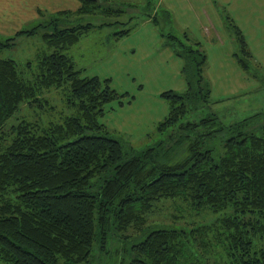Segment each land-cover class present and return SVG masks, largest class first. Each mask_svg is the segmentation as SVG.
Returning <instances> with one entry per match:
<instances>
[{
    "label": "trees",
    "instance_id": "16d2710c",
    "mask_svg": "<svg viewBox=\"0 0 264 264\" xmlns=\"http://www.w3.org/2000/svg\"><path fill=\"white\" fill-rule=\"evenodd\" d=\"M115 5L78 0L75 10L60 9L51 22L16 31L33 36L38 27L51 29L41 33L44 49L34 59L19 65L0 57V264H91L109 254L113 240L121 243L117 264H264V113L227 124L214 112L188 118L210 98L209 88H200L206 55L199 41L185 34L184 44L169 33L187 88L162 93L169 112L156 142L136 151L110 135L99 116L106 103H123L126 92L112 88L110 78L83 75L66 50L93 29L126 23L125 8ZM86 15L111 19L82 22ZM234 27L240 53L250 57ZM13 40H0V47ZM238 56L237 65L248 70ZM54 89L69 113L43 121L56 107L46 97ZM167 201L187 229L155 221Z\"/></svg>",
    "mask_w": 264,
    "mask_h": 264
},
{
    "label": "rangeland",
    "instance_id": "374dc122",
    "mask_svg": "<svg viewBox=\"0 0 264 264\" xmlns=\"http://www.w3.org/2000/svg\"><path fill=\"white\" fill-rule=\"evenodd\" d=\"M37 2L43 9L34 8ZM114 2L115 6L120 4L125 8L120 21L126 23L93 29L66 50L75 66L85 69L83 75L110 78L112 88L119 93L126 92L123 103L116 100L106 103L104 115L99 116L110 135L129 142L136 151L156 142L157 125L169 112L162 93L168 90L181 93L187 88L183 62L170 46L169 33L184 44L185 34L189 42L199 41L206 55L200 88H209L210 98L202 108L189 113L188 118L214 112L221 122L227 124L264 113V0H233L231 7L223 2L222 9L216 12L203 11L206 4H210L209 0H151L150 4L146 0ZM77 6L78 0H27V9L18 10L20 0H0V40L14 37V45L0 47V57H10L19 65L34 59L44 49L41 33L51 29L38 27L33 36L16 35V31L32 28L40 20L42 23L51 22L53 15L60 17L58 10H75ZM163 10L169 11L170 21L164 18ZM130 16L134 18L128 22ZM154 16H158L156 24L149 21ZM110 19L86 15L82 22L101 24ZM133 23L138 25L128 36L119 40L113 38V32ZM234 25L241 31L250 57L240 53ZM237 53L248 63V70L237 65ZM187 55L198 57L192 53ZM57 91L59 93L55 89L46 91V97L56 107L43 115V121L58 120L62 114L69 113L61 101L63 94ZM158 212L163 215L155 221L164 223V228L189 227L188 223L177 222L178 219L173 217L177 211L172 202H165ZM221 215L205 214L203 221L209 222ZM120 244L113 240L108 248L109 254L95 257L91 264H117L115 260L120 258L114 255V251L119 250ZM94 254L98 251L95 250Z\"/></svg>",
    "mask_w": 264,
    "mask_h": 264
},
{
    "label": "crops",
    "instance_id": "0c3cea01",
    "mask_svg": "<svg viewBox=\"0 0 264 264\" xmlns=\"http://www.w3.org/2000/svg\"><path fill=\"white\" fill-rule=\"evenodd\" d=\"M162 1H164V0H162ZM209 1H210V4L209 5L206 4L205 9H203V11L213 10V11L216 12V11L222 9L223 2H226L230 7H231V4L233 3V0H215V1L209 0ZM171 2H172V0H171ZM166 4H168L167 1H166ZM216 4H218V5H216ZM34 8L36 10L38 8L39 9H43L41 7V3H39V2H37L35 4ZM166 8H169V7L166 6ZM17 9L18 10H25V9H27V0H20V8H17Z\"/></svg>",
    "mask_w": 264,
    "mask_h": 264
}]
</instances>
